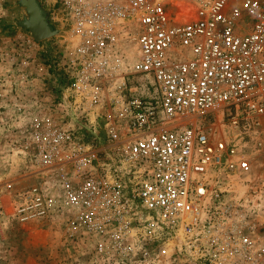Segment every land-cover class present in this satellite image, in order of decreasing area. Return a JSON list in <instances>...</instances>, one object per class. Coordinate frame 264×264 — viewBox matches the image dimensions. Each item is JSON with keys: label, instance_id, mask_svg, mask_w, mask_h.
<instances>
[{"label": "built area", "instance_id": "built-area-1", "mask_svg": "<svg viewBox=\"0 0 264 264\" xmlns=\"http://www.w3.org/2000/svg\"><path fill=\"white\" fill-rule=\"evenodd\" d=\"M44 2L69 28L70 97L3 127L12 219L100 264L170 239L196 264H264V0Z\"/></svg>", "mask_w": 264, "mask_h": 264}, {"label": "rangeland", "instance_id": "rangeland-1", "mask_svg": "<svg viewBox=\"0 0 264 264\" xmlns=\"http://www.w3.org/2000/svg\"><path fill=\"white\" fill-rule=\"evenodd\" d=\"M55 34L35 40L25 27L28 13L21 0H0V264H100L84 243H63L58 226L21 224L10 216L11 196L2 191L8 173L19 176L22 164L5 142L4 126L17 125L37 114L67 117L66 86L72 74L64 66V52L71 49L68 26L58 6L36 0ZM65 99V100H64ZM17 119V120H16ZM97 121V120H96ZM93 128L106 137L101 119ZM16 139L22 134L16 130ZM10 159V166L7 164ZM21 181V180H19ZM13 190L19 188L14 181ZM175 239L146 245V255L133 264H196ZM131 264V263H129Z\"/></svg>", "mask_w": 264, "mask_h": 264}, {"label": "water", "instance_id": "water-1", "mask_svg": "<svg viewBox=\"0 0 264 264\" xmlns=\"http://www.w3.org/2000/svg\"><path fill=\"white\" fill-rule=\"evenodd\" d=\"M32 2L33 4L29 0H21L22 5L25 7L26 12L28 13V19L24 22V25L30 30L35 40H43L55 34V30L51 29V27L46 22L36 0H33ZM33 9L35 12L34 15H36L37 12V24L42 26V30L40 32H38L37 27L33 25Z\"/></svg>", "mask_w": 264, "mask_h": 264}, {"label": "bare ground", "instance_id": "bare-ground-1", "mask_svg": "<svg viewBox=\"0 0 264 264\" xmlns=\"http://www.w3.org/2000/svg\"><path fill=\"white\" fill-rule=\"evenodd\" d=\"M29 1L33 4V2H32L33 0H29ZM32 11H33V17H34V18H33V25H34L35 27H37L38 32H40V31L42 30V29H41L42 26H39V24H37V22H36V19H37V12H36V15H34V13H35V12H34V9H33ZM259 157H262V156H258V158H259Z\"/></svg>", "mask_w": 264, "mask_h": 264}]
</instances>
